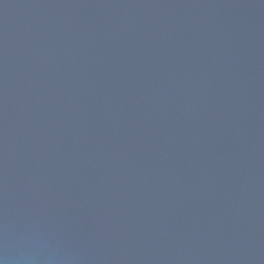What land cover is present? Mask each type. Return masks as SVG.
Segmentation results:
<instances>
[{
  "label": "water",
  "instance_id": "water-1",
  "mask_svg": "<svg viewBox=\"0 0 264 264\" xmlns=\"http://www.w3.org/2000/svg\"><path fill=\"white\" fill-rule=\"evenodd\" d=\"M0 264H264V0H0Z\"/></svg>",
  "mask_w": 264,
  "mask_h": 264
}]
</instances>
